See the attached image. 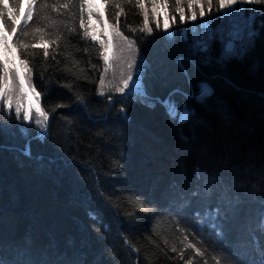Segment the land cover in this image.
I'll return each instance as SVG.
<instances>
[{"label": "trees", "instance_id": "trees-1", "mask_svg": "<svg viewBox=\"0 0 264 264\" xmlns=\"http://www.w3.org/2000/svg\"><path fill=\"white\" fill-rule=\"evenodd\" d=\"M44 2L8 0L17 33L31 4L33 18L27 30L39 25L47 33L59 31L62 39L49 42L46 61L42 49L34 58L27 57L31 83L41 94L48 117L53 115L44 140L32 138L38 133L34 120L23 121V112L17 119L15 106L21 94L15 87L12 109H0V264H225L222 254L226 253L259 264L258 251L253 253L249 247V233L262 211L260 193L249 195L241 189L243 202L233 208L227 200L220 201L219 187L212 192L198 190L202 182L196 179L195 169L217 172L225 184L237 173L245 183L260 180L264 171V70L260 68L264 44L257 39L247 61H234L222 73L236 87L217 79L221 70L216 67L196 70L188 66L190 84L176 64L186 53L185 43L179 36L175 44L165 39L162 28L153 22L152 0H145L153 33L129 31V26H142L143 15L137 7L124 4L116 26L135 41V51L114 37L112 66L105 73L99 41L83 38L79 27L83 0H46L59 7L42 9ZM92 2L113 25L117 9L110 6L112 0ZM238 7L258 10L264 4ZM156 11L162 25L163 6ZM87 12L85 4V23ZM176 21L173 30L181 28L188 35L199 24L198 20L180 25L178 15ZM73 28L75 32L70 31ZM0 30L7 40L12 38L14 55L10 52L9 58L19 65L26 57L14 44L17 34L2 22ZM101 39L107 37L101 34ZM4 54L0 49V57ZM133 58L137 65L143 61V83L150 97L164 99L177 88L189 93L187 98L174 97L195 113L182 133L160 104L145 106L128 89L116 91ZM132 71L135 79L136 68ZM102 75L104 85L100 84ZM204 80L215 89V96L201 104L192 93L199 92L198 84ZM65 84H71L72 91ZM102 89L104 95H100ZM73 93L82 95L84 103ZM21 102L25 105L27 100ZM57 104L68 107L57 108ZM22 125L30 128L31 137L20 134ZM29 142L31 157L22 151ZM140 203L152 211L140 210ZM218 204L222 215L206 222L204 211ZM216 231L223 233V240H217ZM187 244L194 247L187 248Z\"/></svg>", "mask_w": 264, "mask_h": 264}, {"label": "snow or ice", "instance_id": "snow-or-ice-1", "mask_svg": "<svg viewBox=\"0 0 264 264\" xmlns=\"http://www.w3.org/2000/svg\"><path fill=\"white\" fill-rule=\"evenodd\" d=\"M103 3L108 4L109 0H103ZM85 4L88 9L87 23H85V19L82 15V9ZM124 4L137 7L141 10L140 14L143 15L142 26H139L138 29H133L129 26L128 30L131 32L139 30L140 32L152 34L153 28L149 24V15L145 9V0H112L110 6L117 9V11L112 14L114 23L111 26L104 20V13L99 10L92 0H83L81 4L79 27L84 30L83 38L99 41L103 49L101 57L105 65V73H107L112 66L110 60L113 58L114 37L122 41L128 50L135 51V41L125 36L116 26L123 12ZM238 4H264V0H215V4L214 0H187L186 5L184 0H171V2L170 0H152V17L156 28H162L165 33V39L168 40L170 44H175V38L177 36L181 37L185 43L186 53L177 58L176 64L181 69L184 76L189 80L190 84L191 74L188 70V66L196 70H200L203 67H216L221 70L220 73H217L216 78L223 79L229 86L236 87L234 81L222 73L226 72L229 65L234 61H247L254 50L257 39L260 40L261 44H264V7H260L257 10L255 7L241 8L238 7ZM161 5L164 9L162 13V25L160 20L157 19L158 13L156 11ZM14 7L18 10L19 4H15ZM40 7L42 9H47L49 7H59V5L50 6L45 0ZM64 7H69V5L65 4ZM185 7H187V15ZM257 11H259V17L256 16ZM214 12H217L218 15H213ZM94 14L96 17L95 19H93ZM6 15H8L7 20L4 19ZM177 15L179 16L180 25L194 23L199 20V24H196L190 29V35L186 34L184 29L178 27L173 30L177 23ZM32 18L30 4L25 22L21 26L19 33H17V20L15 19V14L12 13V10L8 7V0H0V22L5 23L7 29L12 33L17 34V39L14 41V44L20 49V54L26 57L20 60L19 65L9 58L12 45L8 43L4 31L0 30V49H3L5 53L3 57H0V109L4 107H7L9 110L12 109L13 88L15 87L21 94V99L27 100V107L25 108L21 99H17L15 106L17 119L21 118V113L23 112L22 120L30 121L34 109L36 114L35 124L38 126V133L32 138L43 141L47 135L48 113L41 108L38 102L41 94L36 91L31 83L32 68L30 67V61L27 57L34 58L37 51L42 49V55L46 61L50 56L49 42L56 44L62 39V36L59 31L47 33L39 25L31 28V30H27L30 28L28 21L32 20ZM169 18H171V23L169 22ZM44 19L47 20L49 17L45 16ZM257 19L260 22L259 27L256 25ZM8 21H10V23ZM101 22H103L102 28H100ZM110 27L111 31H109ZM70 31L75 32V29H70ZM101 34L107 37V39H101ZM20 37H23V39ZM28 37L32 39L28 40ZM120 50L123 52L125 48L121 47ZM51 58L55 59V56L52 55ZM73 63L75 64L78 62L73 61ZM134 67L136 68L135 79L132 71ZM260 68L264 70V62L260 64ZM127 69L126 76L122 72V86L117 87L116 91L124 93L125 90L128 89V94L135 98L137 102L145 104V106L155 107L157 103L160 104L165 108L170 121L180 126L181 133L183 125L195 119V113L191 106L186 103L180 104L174 99L176 95L187 98L189 93H185L177 88L170 92L164 99L150 97L143 83L145 76L143 61L137 65L135 58H133L127 63ZM46 70L47 69H45V71ZM65 70L72 71L68 68ZM81 71H83V69H81ZM73 75H75V73H73ZM100 84L104 85L103 75ZM64 87L72 91L71 84H65ZM198 88V93H192V96L198 103L205 104L209 99L215 96V89L207 80L201 81L198 84ZM73 94L78 102L84 103L82 95ZM100 95H104L103 89L100 91ZM108 99H111V97H108ZM56 107H68V105L57 104ZM53 111H55V109H53ZM121 114L126 118L124 109H121ZM19 131L21 135L28 137L32 136L30 128L23 125ZM22 151L23 154L31 157L30 142L26 143ZM195 174L196 179L202 182L201 185L198 186V190L212 192L216 187H219L221 190V195L219 197L220 201L223 202L227 200L233 208L238 207L243 202L241 189H247L249 195L257 191L260 193L262 211L258 221L249 233V247L253 253L258 251L260 257L259 264H264V171H261L260 180L258 182L245 183V181L240 179V174L237 173L229 184H225L224 178L217 172H207L197 168L195 169ZM192 195H197V192H193ZM138 207L145 212L152 211V209L145 207L143 203L138 204ZM219 215H222V208L219 204L215 209H206L203 213L206 222H215ZM200 226L203 227V225ZM212 227L215 228L216 224L213 223ZM257 232L259 235H257ZM214 235L217 240L224 239L223 233L220 231H216ZM187 239L188 236L185 235L184 240ZM125 242L127 243V241ZM181 243H183V241H181ZM186 247L192 248L194 245L187 244ZM172 251L175 252L176 248L173 247ZM196 251L199 255H203L199 249ZM181 258H183L182 254ZM222 259L225 261V264H248L246 259H241L239 256L231 253L222 254ZM188 264H192V262L189 261ZM251 264H256L255 260H253Z\"/></svg>", "mask_w": 264, "mask_h": 264}, {"label": "rangeland", "instance_id": "rangeland-1", "mask_svg": "<svg viewBox=\"0 0 264 264\" xmlns=\"http://www.w3.org/2000/svg\"><path fill=\"white\" fill-rule=\"evenodd\" d=\"M8 43L9 44H11L12 45V50H11V53L14 55V49H13V43H12V38L10 37L9 39H8ZM34 95V94H33ZM39 104H40V106H41V108H43V105H42V101H41V95H40V98H39ZM25 108L27 107V102H26V104L25 105H23ZM44 109V108H43ZM35 119H36V114H35V110L33 109V112H32V119L30 120V121H35Z\"/></svg>", "mask_w": 264, "mask_h": 264}, {"label": "water", "instance_id": "water-1", "mask_svg": "<svg viewBox=\"0 0 264 264\" xmlns=\"http://www.w3.org/2000/svg\"><path fill=\"white\" fill-rule=\"evenodd\" d=\"M96 1H97L98 4L100 3V0H96ZM24 2H25V0H24ZM24 11H25V8H24L23 12H24ZM52 116H53V115H51V116L48 117V121H47V129H48V126H49V121H50V119H51ZM47 129H46V131H47Z\"/></svg>", "mask_w": 264, "mask_h": 264}]
</instances>
